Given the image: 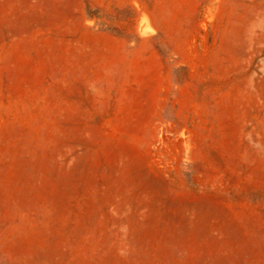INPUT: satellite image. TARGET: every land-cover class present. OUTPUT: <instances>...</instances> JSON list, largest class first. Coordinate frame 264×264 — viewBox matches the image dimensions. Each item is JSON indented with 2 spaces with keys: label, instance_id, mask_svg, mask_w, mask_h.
Masks as SVG:
<instances>
[{
  "label": "rangeland",
  "instance_id": "obj_1",
  "mask_svg": "<svg viewBox=\"0 0 264 264\" xmlns=\"http://www.w3.org/2000/svg\"><path fill=\"white\" fill-rule=\"evenodd\" d=\"M0 264H264V0H0Z\"/></svg>",
  "mask_w": 264,
  "mask_h": 264
}]
</instances>
